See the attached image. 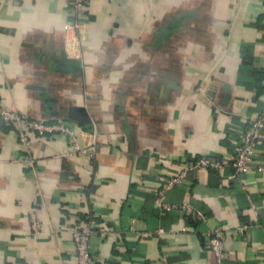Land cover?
Segmentation results:
<instances>
[{
    "label": "crops",
    "instance_id": "0c3cea01",
    "mask_svg": "<svg viewBox=\"0 0 264 264\" xmlns=\"http://www.w3.org/2000/svg\"><path fill=\"white\" fill-rule=\"evenodd\" d=\"M73 2L0 0V104L97 147L32 130L24 147L0 116V264H76L88 220L94 264H219L217 227L221 264H264V130L253 170L232 168L264 102V0ZM204 157L223 167L162 193Z\"/></svg>",
    "mask_w": 264,
    "mask_h": 264
},
{
    "label": "built area",
    "instance_id": "2783aa9c",
    "mask_svg": "<svg viewBox=\"0 0 264 264\" xmlns=\"http://www.w3.org/2000/svg\"><path fill=\"white\" fill-rule=\"evenodd\" d=\"M86 6L87 0H74L73 2V8L80 17L85 13ZM82 26L83 25L81 23H76L74 26H71V29L79 28L80 30ZM0 116L6 124L11 125L18 130L20 143L24 147L31 146V142L28 137V130H32L41 135L52 134L56 132L67 135L70 140V148L69 151L64 154L65 156L76 158L86 154L94 155L97 150V147L94 143L82 145L74 129L67 124H44L42 122L32 120L27 114L23 112L13 108H5L1 104ZM263 130L264 102L262 110L250 120V126L244 134L241 148L232 164V168L236 175L248 174L253 170L254 166L252 165V162L255 155V144L261 137V132ZM193 167L201 170H221L223 164L221 161H215L207 157L201 158L193 162L191 165H187L179 172L178 175L173 177L169 184L165 186L162 193H165L178 184H182L186 180ZM258 170L263 171L264 167H260ZM159 206L168 211L179 210L188 213L191 211V208L186 204L181 206L159 204ZM198 218L201 219L202 216L199 215ZM31 230L32 236L34 238L40 234V225L35 212L31 214ZM93 233V223L91 220H88L87 222L79 221L72 226V234L76 249V264H94V257L90 252V239L92 238ZM207 241L208 245L216 256L218 263L221 264L226 256L225 235L222 227H217L208 233Z\"/></svg>",
    "mask_w": 264,
    "mask_h": 264
},
{
    "label": "trees",
    "instance_id": "16d2710c",
    "mask_svg": "<svg viewBox=\"0 0 264 264\" xmlns=\"http://www.w3.org/2000/svg\"><path fill=\"white\" fill-rule=\"evenodd\" d=\"M85 218V217H84Z\"/></svg>",
    "mask_w": 264,
    "mask_h": 264
}]
</instances>
